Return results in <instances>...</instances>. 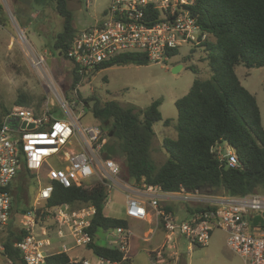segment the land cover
Returning <instances> with one entry per match:
<instances>
[{
  "label": "built area",
  "instance_id": "obj_1",
  "mask_svg": "<svg viewBox=\"0 0 264 264\" xmlns=\"http://www.w3.org/2000/svg\"><path fill=\"white\" fill-rule=\"evenodd\" d=\"M192 3L193 0H112L104 19L79 31L66 52L71 73L80 78L75 87L63 89L47 75V97L39 108L14 106L2 118L0 227L7 226L11 220L14 197L19 193L14 186L20 178L23 188L30 181L36 184L33 204L20 212L17 225L25 235L14 244L25 264H47L48 256L67 254L71 248L85 247L91 242L86 229L95 214L92 206L50 208L45 220L56 226L52 236L45 226L37 224L55 185L67 188L87 182L102 184L108 196L111 190L121 188L125 196V215L131 219L147 218L146 199L153 210V230L162 228L168 243L179 235L192 245L205 247L210 232L220 229L226 234V245L243 264H264V194L206 196L199 189L164 192L160 187L128 182L121 178L119 164L104 154L105 133L99 126L81 123L87 110L80 86L91 78L98 66L129 54L143 55L148 63H164L169 51L194 42L199 36L205 38L184 9ZM42 61L40 58L38 64ZM219 159H225L229 167L238 163L231 149L224 155L219 154ZM22 173L26 175L21 177ZM173 201L198 210L187 211V218L181 219L164 209ZM112 232L116 235L108 236V244L117 246L122 259H126L134 233L129 228ZM142 240L149 241L150 237ZM70 241L72 247L68 245ZM98 260V264H118ZM81 261L89 264L87 260Z\"/></svg>",
  "mask_w": 264,
  "mask_h": 264
},
{
  "label": "trees",
  "instance_id": "obj_2",
  "mask_svg": "<svg viewBox=\"0 0 264 264\" xmlns=\"http://www.w3.org/2000/svg\"><path fill=\"white\" fill-rule=\"evenodd\" d=\"M53 1L54 10L62 18V29L55 37L53 48L66 58V52L79 31L73 26L67 0ZM184 9L194 19L201 35H205L204 39L199 36L196 41L189 42L188 45L192 46L190 55L196 48H201L200 60L207 62L211 75L202 79L195 65L188 66L197 77L188 93L175 102L177 120L173 128L176 137L164 138L162 147L167 157L160 167L153 164L150 153L154 136L152 127L162 120L160 100L135 112L115 101L101 102L94 94L80 98L88 103L102 132L105 133V127L109 126L111 138L124 157V162L118 163L122 179L137 185L160 187L164 192L210 188L231 197L264 194V129L260 111L255 97L241 85L235 73L239 66L264 67V0H193L192 5L184 6ZM176 54L177 49L169 51V57ZM189 57H183V62ZM127 64L145 66L148 61L139 54L119 56L98 66L91 77L100 70ZM79 80L71 73L66 88L75 87ZM30 101L28 96L20 95L14 105L33 107ZM34 107L38 108L39 103ZM9 110L2 106L0 123ZM162 125L169 127L170 120H164ZM222 145L235 152L238 160L235 167H229L225 159H219ZM25 175L22 173L21 177ZM107 196L105 187L98 182L67 188L55 185L51 198L43 206L44 215L38 216L37 224L49 231L55 228L53 222L45 220L48 210L53 207L77 209L92 206L95 214L86 229L92 240L86 249L96 258L131 264L128 258L122 259L123 254L117 246L102 245L97 240L99 232L128 228L126 220L105 216ZM164 209L173 211L168 205ZM197 210L187 207L190 213ZM17 212L12 214L4 230L0 227L3 231L0 255L10 264H25L14 247L25 235L17 226ZM46 261L47 264H82L81 260L71 262L65 253L50 255Z\"/></svg>",
  "mask_w": 264,
  "mask_h": 264
},
{
  "label": "rangeland",
  "instance_id": "obj_3",
  "mask_svg": "<svg viewBox=\"0 0 264 264\" xmlns=\"http://www.w3.org/2000/svg\"><path fill=\"white\" fill-rule=\"evenodd\" d=\"M111 1L67 0L76 31L92 27L96 22L103 20ZM0 6L2 7L0 12V111L2 106L8 109L14 107V102L20 95L31 98L30 106L34 107L37 103L40 106L47 97L46 76L55 80L64 89L71 75L69 60L60 56L53 48L55 37L62 29V18L54 10L53 0H0ZM191 48V45H182L177 49V54L169 57L164 63H148L145 66L127 64L100 70L80 86L82 98L94 94L101 102L115 101L124 107L132 108L135 112L144 110L155 100L161 101L159 112L162 120L152 127L154 136L150 146L151 159L156 167H160L167 157L162 147L164 138L175 139L176 137L173 128L177 120L175 102L188 93L194 78L197 77L188 69V66L195 65L202 79L209 78L211 75L207 62L200 60L203 55L202 49L196 48L190 55ZM188 55L189 59L183 62V57ZM40 58L43 61L38 64ZM175 67H180L177 72H173ZM235 73L241 85L255 97L264 129V67L239 66ZM86 110L81 123L100 126L98 120L92 116L88 103H86ZM164 120H170L169 127L162 125ZM105 135L107 140L104 148L105 156L122 164L124 157L117 143L111 138L109 126L105 127ZM219 150L220 154L224 155L228 148L225 149L222 145ZM21 183L22 178L14 186L19 191L13 201V213L18 211L15 214L18 219L20 212L33 204L36 188L33 181H30L25 188ZM201 193L206 196L224 195L221 191L210 188H203ZM124 203L121 198H117L115 191L111 190L104 208L105 216L123 219L125 217ZM172 203L179 205L184 212L187 210L186 204L177 201ZM55 228L50 229V236L54 235ZM2 234L3 231H0V236ZM103 234L116 235L112 231L99 232L100 236ZM177 237H175V244L164 243L163 251L170 258H179L178 262L243 264L242 260L226 245V234L220 229H213L210 232L209 242L205 247L192 245L182 236ZM161 241L159 238L157 242ZM99 243L104 244L103 241ZM155 243L154 241L139 243L131 254L132 264H153L150 253L156 249ZM57 244L56 241L55 245ZM68 245L73 246L71 241ZM157 253L158 251L154 254L157 255ZM67 255L70 259H85L89 264H98L99 261L84 246L71 248ZM0 264L10 263L0 255Z\"/></svg>",
  "mask_w": 264,
  "mask_h": 264
},
{
  "label": "crops",
  "instance_id": "obj_4",
  "mask_svg": "<svg viewBox=\"0 0 264 264\" xmlns=\"http://www.w3.org/2000/svg\"><path fill=\"white\" fill-rule=\"evenodd\" d=\"M117 198H121V200L123 201V203L125 202V196L123 194V192L121 191V188L114 190ZM107 204V202H106ZM144 206L148 211V216L145 220H137V219H131L128 218L125 215V209H124V220L127 221L128 223V228L134 233V236L131 238L130 240V247H129V252L127 254V258L130 260L131 264H132V255L134 253V251L136 250L137 246L139 245V243L141 242H156V249H153L150 253V258L153 264H179V262H176L175 260H179V258L174 259V258H170L168 255H166L164 253V243H168L167 242V234L165 233V231L160 228L158 230H153L154 229V225H155V219L153 217V210L152 208L149 206L148 201L146 199H144ZM168 206H170L172 208V212H174V214L176 216H179V218L181 219H185L187 218V210H184L177 204H168ZM124 208H125V203H124ZM177 210V211H176ZM149 236L150 240L149 241H143L142 238ZM175 237L174 236L172 239V243L175 244ZM178 237H181L178 235ZM177 237V238H178ZM108 236H106L105 234H103L102 236L97 235V240L98 242L103 241L104 244H108ZM161 239V242H157L158 239ZM103 244V245H104ZM157 255H155L154 253L157 252ZM85 260V259H84ZM176 262V263H175Z\"/></svg>",
  "mask_w": 264,
  "mask_h": 264
},
{
  "label": "water",
  "instance_id": "obj_5",
  "mask_svg": "<svg viewBox=\"0 0 264 264\" xmlns=\"http://www.w3.org/2000/svg\"><path fill=\"white\" fill-rule=\"evenodd\" d=\"M180 67H175L173 68V72H177V70L179 69Z\"/></svg>",
  "mask_w": 264,
  "mask_h": 264
}]
</instances>
